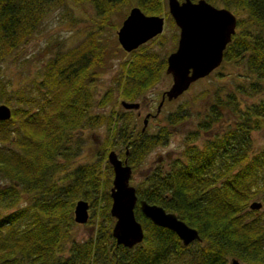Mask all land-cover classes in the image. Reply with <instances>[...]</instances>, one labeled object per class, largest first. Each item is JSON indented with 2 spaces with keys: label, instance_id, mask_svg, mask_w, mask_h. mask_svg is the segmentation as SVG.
<instances>
[{
  "label": "trees",
  "instance_id": "16d2710c",
  "mask_svg": "<svg viewBox=\"0 0 264 264\" xmlns=\"http://www.w3.org/2000/svg\"><path fill=\"white\" fill-rule=\"evenodd\" d=\"M207 1L237 16L221 62L236 65L237 74L215 72L213 85L203 93L208 100L202 111L192 115L180 105L166 116L168 124L193 116L197 129L185 135L182 158L155 165L135 186L134 213L144 239L129 248L117 245L112 235L113 171L106 154L123 147L133 168L167 142V127L141 131L133 109L117 107L119 99L145 100L165 72L166 59L149 44L158 36L149 40L129 52L99 94L95 81L119 47L101 43L97 34L120 26L133 6L173 22L167 0H0V103L12 112L0 120V177L7 182L0 187V264H225L232 258L264 264V213L246 210L252 198L264 206V147L253 150L251 136L264 122V0ZM68 3L90 5L96 36L90 33L74 48L58 49L29 83L13 89L4 62L41 34L50 13ZM243 95L251 102L242 106ZM228 115L230 122L201 146L195 143L199 131L223 125ZM101 125L107 132L100 156L68 170L83 148L73 140V130ZM58 173L64 175L56 179ZM78 199L89 202V220L101 216L93 223L94 233L81 241L71 233ZM140 200L175 213L201 240L184 246L173 231L142 214Z\"/></svg>",
  "mask_w": 264,
  "mask_h": 264
},
{
  "label": "rangeland",
  "instance_id": "374dc122",
  "mask_svg": "<svg viewBox=\"0 0 264 264\" xmlns=\"http://www.w3.org/2000/svg\"><path fill=\"white\" fill-rule=\"evenodd\" d=\"M166 9H168L167 4ZM92 17L93 9L88 4L78 5L68 3L67 5H63L50 13L43 21L41 34H38V36L29 42V44L24 45L12 57L4 62L5 75L11 78L13 89H16L15 87L22 85V83H29V81L38 73L44 62L58 49L64 50L74 48L90 33L96 36L95 29L97 24ZM118 28L119 26L116 29L112 27L110 29L100 30L97 34L101 43L108 42L107 44L109 47H113L114 45L119 47V49L115 52V55L110 58L107 67L101 71L99 79L95 81L94 90L99 94H101L108 84L111 83L112 76L119 71L121 62L128 59L130 56L128 52H125L120 47L117 41L116 31ZM178 36L179 28L176 26L174 21L171 22V19L168 18V16H165L163 33L159 35L154 42L150 41L149 44H152L150 45L152 49L157 51L161 57L166 59L168 54L175 50ZM217 70L224 73L228 72L234 78L237 74L236 65L226 64L223 66L220 64L209 75L191 83L189 88L176 99L165 101L159 114L153 118H149L145 129L148 133L156 132L160 127H167L170 133L165 144H158L153 147L143 157L140 163L136 165V167L132 168L130 184L133 186L140 184L155 165H167L169 161H172L175 158L183 157L181 155L184 147L183 139L187 133L197 129L195 122L196 119L192 116L185 122L168 124L166 116L168 113L175 111V109H177L180 105L187 106L188 111L191 112L192 115L198 113V111H202L208 100L203 93L206 89L213 85L212 81L214 80V74ZM225 81L226 79L222 80L220 83L225 84ZM171 82V75L163 71L160 81L146 92L144 96L145 100L143 97L137 100L141 103L139 108L140 115H137V110H132V112L133 116L137 117L136 124L138 129H141L143 126V118L146 112L155 113L163 91L169 88ZM99 94H97L96 97H98ZM241 98L242 106L245 103L251 102V98L246 95L241 96ZM14 105L17 106L22 104H18V102L14 100ZM117 107L121 112L126 111V109L120 104V99L118 100ZM91 111L96 112L97 109L94 107ZM229 117L230 115L226 116L227 120L224 121L223 125L220 123L215 125L209 131H199V138L196 139L195 143L201 146L205 139L212 137L216 131H219L221 127H224L228 122H230L232 118ZM106 132V125L91 128L83 127L73 130V140H78L82 144L83 148L80 153L73 158L72 162L69 163L68 170H72L85 164H90L94 161L96 156H100L99 151L102 150L101 144ZM251 136L253 140V150L259 151L262 149L264 147V122L259 128L252 130ZM113 149L118 153L120 158H124L125 150L123 147L116 146L113 147ZM63 175V173H58L55 175V178L60 179ZM0 182L1 187L7 185V182L1 177ZM254 199L258 198L250 199L246 206V210L248 209L250 213L251 209L249 208V203ZM21 203H24V200H21L18 205ZM91 211L92 209L90 208V212ZM259 212L264 213V206L262 209L256 210L254 214ZM90 220L89 222L87 221L83 224L75 223L72 225L71 233L76 240H84L93 234V223L95 221H101V216L95 218L93 217ZM64 254L67 255L66 249Z\"/></svg>",
  "mask_w": 264,
  "mask_h": 264
},
{
  "label": "water",
  "instance_id": "95a60500",
  "mask_svg": "<svg viewBox=\"0 0 264 264\" xmlns=\"http://www.w3.org/2000/svg\"><path fill=\"white\" fill-rule=\"evenodd\" d=\"M167 6L170 16L179 28V36L175 50L166 58L165 73L171 75L172 82L169 88L163 91L153 117L159 114L165 99H176L191 83L209 75L221 64L223 52L237 25V17L232 10L215 6L207 0H167ZM164 24L163 15H148L139 7L133 6L116 31L117 41L124 51L130 52L162 34ZM120 103L126 109L140 107L138 101L121 100ZM149 115L148 113L144 116L141 131L145 130ZM10 117L11 108L5 103H0V120ZM125 154V158L121 159L113 149L107 153V161L113 171L109 190L110 214L115 218L112 235L116 244L131 248L143 240L144 231L134 213L137 195L135 187L130 184L132 168L127 160L128 152ZM261 207L262 202L259 200L249 203L252 210ZM140 210L153 224L173 231L184 245L201 240L195 228L159 205L141 200ZM73 213L76 223H86L89 219V202L78 199Z\"/></svg>",
  "mask_w": 264,
  "mask_h": 264
},
{
  "label": "flooded vegetation",
  "instance_id": "af4514ba",
  "mask_svg": "<svg viewBox=\"0 0 264 264\" xmlns=\"http://www.w3.org/2000/svg\"><path fill=\"white\" fill-rule=\"evenodd\" d=\"M140 105H141V104H140ZM139 108H140V107H139ZM139 108L135 109V110H137V115H140ZM148 113L150 114V115H149V118H153V116H152L153 113H151V112H146V114H148ZM146 114H145V115H146ZM149 118H148V119H149ZM140 201H141V200H140ZM136 203H137V202H136ZM139 205H140V204H139ZM114 220H115V218H114ZM114 222H115V221H114ZM157 226H158V225H157ZM160 227H161V226H160ZM179 239H180V238H179ZM180 241L182 242V240H180ZM195 241H196V240H194L193 242H195ZM197 241H198V240H197ZM193 242H191V243H193ZM191 243H189V244H191ZM141 244H142V242H140L138 245L141 246ZM182 244H183V242H182ZM189 244H188V245H189ZM136 245H137V244H136ZM136 245H134V246H136ZM183 245H184V244H183ZM134 246H133V247H134ZM184 246H187V245H184ZM131 248H132V247H131ZM225 264H244V263H242V262H241L240 260H238V259H235V258L233 259V258H232V259H228V260L225 262Z\"/></svg>",
  "mask_w": 264,
  "mask_h": 264
},
{
  "label": "bare ground",
  "instance_id": "6f19581e",
  "mask_svg": "<svg viewBox=\"0 0 264 264\" xmlns=\"http://www.w3.org/2000/svg\"><path fill=\"white\" fill-rule=\"evenodd\" d=\"M121 245V244H120Z\"/></svg>",
  "mask_w": 264,
  "mask_h": 264
}]
</instances>
